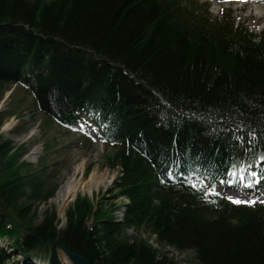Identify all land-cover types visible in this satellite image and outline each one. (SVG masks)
<instances>
[{"label":"trees","instance_id":"trees-1","mask_svg":"<svg viewBox=\"0 0 264 264\" xmlns=\"http://www.w3.org/2000/svg\"><path fill=\"white\" fill-rule=\"evenodd\" d=\"M18 83L49 119L73 127L92 117L115 146L108 164L121 168L108 200L130 203L123 223L116 205L78 198L64 229L54 213L31 226L23 196L53 193L1 145L0 237L16 250L44 251L50 264H61L59 245L90 264H176L144 240L131 244L134 227L199 264H264V205L183 180L216 183L242 167L264 176L263 32L192 0H0V90ZM12 260L0 250V264Z\"/></svg>","mask_w":264,"mask_h":264},{"label":"rangeland","instance_id":"rangeland-1","mask_svg":"<svg viewBox=\"0 0 264 264\" xmlns=\"http://www.w3.org/2000/svg\"><path fill=\"white\" fill-rule=\"evenodd\" d=\"M193 1L207 6L214 19L230 15L240 27L264 32V4L237 5L219 4L210 0ZM8 124L11 126L7 127ZM90 130L91 133L82 135L68 132L60 127L38 109L33 95L23 86H5L0 90V146L3 145L2 152H8L5 154V159L14 157V162L20 167V173L24 177L37 175L44 185L45 195L53 193L45 200L42 198L30 200L31 190L23 196L20 205L29 208L28 215L33 219L31 226L42 223L47 213H54L58 219L56 227L58 230L64 229L67 214L78 198L89 199L95 207L101 205L109 208L115 204L108 200V190L112 189L120 172L118 167L110 168L106 160L107 156L113 154V150L106 144H100L99 140L97 142L92 135L94 130L92 128ZM35 150L38 154L32 156ZM3 164L4 157L1 154L0 171L3 169ZM106 170L116 173L113 182L107 188L95 189L91 194L79 190L61 214L58 194L66 178L74 176L76 172V179L84 183L94 172L102 174ZM229 195L240 196L243 192L239 190ZM133 236L145 239L154 247L158 245L155 237L146 230H136ZM5 246L11 250L9 245ZM158 246L161 252L167 254L163 255L174 260L176 264H199L193 251L181 252L168 246ZM35 255L43 257L44 252H35ZM13 259L21 261L24 258L15 253Z\"/></svg>","mask_w":264,"mask_h":264},{"label":"bare ground","instance_id":"bare-ground-1","mask_svg":"<svg viewBox=\"0 0 264 264\" xmlns=\"http://www.w3.org/2000/svg\"><path fill=\"white\" fill-rule=\"evenodd\" d=\"M10 126L11 124L7 125V127ZM36 154H38V151L35 150L31 155L35 156ZM76 170L78 173L79 168ZM115 175L116 173L111 170H106L102 174L94 172L84 183H81L76 179V172L74 173V176L66 178V181L58 194L61 214L64 213L67 205L72 200V197H74V195L78 193L79 190L91 194L95 189L98 190L102 187L107 188L113 182ZM63 259L67 260L68 258L63 256Z\"/></svg>","mask_w":264,"mask_h":264},{"label":"snow or ice","instance_id":"snow-or-ice-1","mask_svg":"<svg viewBox=\"0 0 264 264\" xmlns=\"http://www.w3.org/2000/svg\"><path fill=\"white\" fill-rule=\"evenodd\" d=\"M262 159H264V157H262ZM245 171H247V169H245ZM229 174L231 176H236L237 175V173L235 171H232ZM169 175H170V178H172L171 177V174H169ZM251 175L255 177L257 174L256 173H251ZM185 179H187V177H185ZM239 179H240V183L243 184L244 187H247V188H252L253 187V183L246 181V178L245 177L240 176ZM258 182L259 181L257 180L256 183H258ZM221 183H226L228 186H232L235 183V181L232 180V179H229L227 181H221ZM191 186L194 187V188H198V189H201V188L202 189H206V192H205V195L206 196H213V195L219 196V195H221L220 192H217L216 191V189H215L214 186L213 187H209L207 184H205L203 182H200L199 184H195L194 183ZM228 199L231 200L233 203L238 204V205L239 204L254 205L256 203L255 200H249V199H243V200H241V199L235 198L233 196H228Z\"/></svg>","mask_w":264,"mask_h":264},{"label":"water","instance_id":"water-1","mask_svg":"<svg viewBox=\"0 0 264 264\" xmlns=\"http://www.w3.org/2000/svg\"><path fill=\"white\" fill-rule=\"evenodd\" d=\"M61 250L66 254L69 260H71L74 264H90L89 260L85 257L69 251L67 248L61 246Z\"/></svg>","mask_w":264,"mask_h":264}]
</instances>
